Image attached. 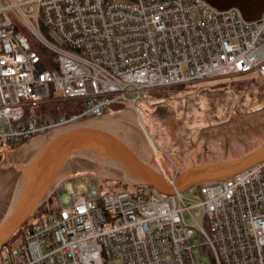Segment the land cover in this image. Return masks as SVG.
<instances>
[{"label": "built area", "instance_id": "2783aa9c", "mask_svg": "<svg viewBox=\"0 0 264 264\" xmlns=\"http://www.w3.org/2000/svg\"><path fill=\"white\" fill-rule=\"evenodd\" d=\"M250 74L264 78V12L248 21L204 0H0V155L114 104L156 105L152 90ZM70 99L84 102L76 116L32 111ZM157 170L170 194H102L79 179L63 206L58 182L55 215L25 229L0 264H202L196 248L212 264H264V161L191 196L175 189L176 163Z\"/></svg>", "mask_w": 264, "mask_h": 264}, {"label": "rangeland", "instance_id": "374dc122", "mask_svg": "<svg viewBox=\"0 0 264 264\" xmlns=\"http://www.w3.org/2000/svg\"><path fill=\"white\" fill-rule=\"evenodd\" d=\"M31 43L33 45L32 41ZM257 77L250 74L243 79L263 81ZM234 80L240 79L228 76L210 77L187 84L185 91L181 93L171 92L167 97L153 98L152 100L160 101L156 105L149 106L138 102L134 111L129 103L122 102L125 110L117 114L94 117L89 121L104 123L105 128L119 135L141 160L156 170L161 162L168 165L174 162L179 168H186L209 161L236 158L264 143V103L258 102L254 96L248 97V91L237 92L225 87L212 88ZM244 94L246 96L239 104L238 101ZM126 98L130 100L133 95L127 94ZM111 108L112 106L109 107ZM158 108L163 109L160 114ZM68 127L70 126L51 131L48 135L44 134L42 142L37 145L32 142L33 138L12 149L11 145H4L6 151L0 162V222L13 204L19 181L27 165L40 146L49 140H46V137L52 132L51 135L54 136ZM89 163L77 162L75 159L67 161L39 197L38 206L32 212L40 207L38 214L29 217L23 227L55 215L57 204L54 202V188L60 181L66 183V189L58 193L63 206L68 204L67 196L72 192L73 186L82 188L73 184L79 179L88 180L102 194L119 190L113 185L114 175L127 184L119 172ZM157 172L159 173L158 170ZM128 188H132V185H128ZM148 188L162 196V193L152 187ZM197 190L198 187L193 186L187 189L185 194L191 196ZM1 255L2 253L0 258ZM193 256L202 264H212L208 253L198 248L193 250Z\"/></svg>", "mask_w": 264, "mask_h": 264}, {"label": "water", "instance_id": "95a60500", "mask_svg": "<svg viewBox=\"0 0 264 264\" xmlns=\"http://www.w3.org/2000/svg\"><path fill=\"white\" fill-rule=\"evenodd\" d=\"M204 1L217 10L236 8L248 21L260 18L264 12V0ZM158 112L160 114L162 111ZM106 141L118 146L123 154L133 164H136L134 166L142 171L136 170L132 165L112 155ZM39 152L53 154L54 164L35 196L30 199L25 197L18 200L15 199L16 195L14 196L10 210L0 222V249L36 209L39 197L48 187L52 177L67 161L72 159H80L111 168L122 174L127 185L150 186L162 194L172 192V188L164 183L155 169L149 163L141 160L119 135L105 127L93 126L90 121L74 124L58 132ZM262 161H264V143L236 158L179 168L175 189L183 192L193 186L225 179Z\"/></svg>", "mask_w": 264, "mask_h": 264}, {"label": "trees", "instance_id": "16d2710c", "mask_svg": "<svg viewBox=\"0 0 264 264\" xmlns=\"http://www.w3.org/2000/svg\"><path fill=\"white\" fill-rule=\"evenodd\" d=\"M248 76V75H233V76H228L229 78L231 77H238V81L234 80L232 82H228L226 84H218L215 85L214 89L217 88H229L230 90H234L237 92H241V91H248V97H256V100L258 102L264 103V78L263 77H257V78H261L263 81L258 80V81H253L251 79H243V77ZM186 89V85H177V86H172L169 88H163V89H156V90H152L149 93V97L151 99L153 98H161V97H167L171 92L172 93H181L183 91H185ZM253 92L255 94H253ZM246 96V94H244L242 96V98L240 99L239 104L242 102V100L244 99V97ZM83 100L81 99H70V100H66V101H49V102H45L43 104H40L36 107L32 108V111H35L34 113L40 117L41 119H57L61 116L63 117H72V116H76L78 115L82 108H83ZM29 108H25L24 111V116L25 118L29 117ZM125 110V106L122 103H118V104H114L112 105V108L109 109L106 113L104 114H117L121 111ZM103 114V115H104ZM102 115V116H103ZM94 117H90V118H84L81 119L79 121H83V120H87V119H93ZM23 143V142H21ZM19 143V144H21ZM18 144V145H19ZM14 145H11V149L14 148ZM77 162L81 163H86L88 164L89 162L84 161V160H80V159H75ZM2 161V155H0V162ZM91 164V163H89ZM92 168L93 166L90 165ZM113 185L116 189L119 190H125L128 188V185L123 183L122 181L119 180V178L117 177V175H114L113 177ZM198 187V186H197ZM39 208H37V210L32 213L29 217H32L34 215H37L39 212ZM28 217V218H29ZM27 218V219H28ZM43 220L39 219L36 222H31L30 224H28L27 226H25V228L23 227L24 223L27 222V220L16 230V232L10 237V239L6 242V244L0 249V253H2L4 250H6L9 246L17 243L20 240L21 234L23 233V231L35 224H39L40 222H42Z\"/></svg>", "mask_w": 264, "mask_h": 264}, {"label": "bare ground", "instance_id": "6f19581e", "mask_svg": "<svg viewBox=\"0 0 264 264\" xmlns=\"http://www.w3.org/2000/svg\"><path fill=\"white\" fill-rule=\"evenodd\" d=\"M64 118H66V117H64ZM104 121H105V119H104ZM104 121H102V122H104ZM72 124L74 125V123H72ZM72 124L69 123V124H67V125H65L63 127L72 126ZM75 124H76V122H75ZM91 124L93 126H97V127H102V128L105 127V124L104 123H100V122L91 123ZM63 127H60V128H63ZM58 129L59 128H55V129L49 130L45 134H48L51 131L54 132V130H58ZM54 136H52L49 140H47L45 142V144L47 142H49ZM34 137H31V138H29L27 140H30V139H32ZM27 140H25V141H27ZM106 145H107V147L110 150L112 155L116 156L117 158H119L123 162L125 161L126 163L132 165L136 170H138L140 172L142 171L140 168L134 166L136 164L135 163L133 164V162L130 161L128 159V157L125 156L123 154V152L119 149V147L116 146L114 143H112L110 141H106ZM43 146H40L39 150L42 149ZM39 150H38L37 154L35 155V157H33L32 160L30 161V163L27 165V168H26L22 178L19 181V184H18V187H17V193H16L17 195L15 197V199H17V200L20 199V198H25V197H26V199H30L31 197L35 196L38 193L39 189L42 187V184L46 180V178L48 176V173H50V170H51V168H52V166L54 164V159L55 158H54L53 154H46V153H43V152L41 153V152H39Z\"/></svg>", "mask_w": 264, "mask_h": 264}, {"label": "flooded vegetation", "instance_id": "af4514ba", "mask_svg": "<svg viewBox=\"0 0 264 264\" xmlns=\"http://www.w3.org/2000/svg\"><path fill=\"white\" fill-rule=\"evenodd\" d=\"M157 110H161V111H163V109H160V108H158ZM87 121H89V119H87V120H83V121H78V122H76V124H78V123H85V122H87ZM51 134H53V132L52 133H50V135L48 136V137H46V140L49 138H51ZM48 135V134H47ZM45 137V135H43V136H35L33 139H32V142L34 141V142H36L35 143V145H37L38 143H40V142H42V140H43V138ZM35 147V146H34Z\"/></svg>", "mask_w": 264, "mask_h": 264}, {"label": "crops", "instance_id": "0c3cea01", "mask_svg": "<svg viewBox=\"0 0 264 264\" xmlns=\"http://www.w3.org/2000/svg\"><path fill=\"white\" fill-rule=\"evenodd\" d=\"M228 159H232V158H228ZM223 160H226V159H223ZM216 161H222V160H215V161H209V162H205V163H210V162H216ZM156 173L161 177V175L157 172V170L155 169ZM120 174V173H119ZM121 177H122V174H120ZM5 217V216H4ZM3 217V218H4Z\"/></svg>", "mask_w": 264, "mask_h": 264}]
</instances>
